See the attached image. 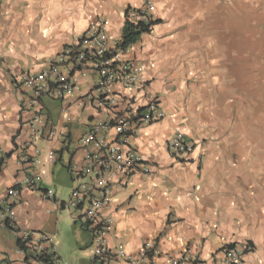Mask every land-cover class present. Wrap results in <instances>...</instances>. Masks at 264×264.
<instances>
[{"label": "crops", "instance_id": "crops-1", "mask_svg": "<svg viewBox=\"0 0 264 264\" xmlns=\"http://www.w3.org/2000/svg\"><path fill=\"white\" fill-rule=\"evenodd\" d=\"M146 1L0 0V203L15 211L12 224L0 222V264H45L19 244L25 232L47 235L56 262L92 264L89 229L80 212L63 205L74 186L71 167L85 165L79 139L109 115L85 99L91 78L68 99L43 96L35 103L21 78L41 72L98 20L106 21L109 45L117 46L125 12L141 10ZM148 1L150 19L158 23L129 46L144 67L142 86L115 91L133 108L155 99L164 117L129 139L151 175L110 177L104 214L115 231L108 247L122 244L138 256L152 242L149 264H171L167 256L179 259L184 247L188 260L179 264H225V247L248 245L244 264H264V104L249 96L251 86L264 92V74L250 79L251 59L264 61V0ZM251 31L263 32L262 51L251 52ZM39 114L45 122L33 139L29 126ZM61 128L64 141H49L48 132ZM175 130L194 144L189 155L167 152ZM33 174L41 178L34 187L17 186L16 198L7 195Z\"/></svg>", "mask_w": 264, "mask_h": 264}, {"label": "built area", "instance_id": "built-area-1", "mask_svg": "<svg viewBox=\"0 0 264 264\" xmlns=\"http://www.w3.org/2000/svg\"><path fill=\"white\" fill-rule=\"evenodd\" d=\"M151 10L152 5L147 0L139 14L130 11L128 18L131 22H147ZM143 70L144 67L130 56L129 47L122 49L118 45H109L106 21L98 20L84 32L78 42L64 47L41 72L21 78L22 85L31 93L34 103L43 96L56 100L68 99L79 91L81 80L91 78L92 87L85 99L93 104L96 111L109 115L105 120L95 121L79 139L78 146L84 152L85 165L80 170L76 166L71 167L74 186L68 201L63 205L69 212H80L83 224L89 229L92 237V264H149L153 257L152 242H146L138 256L128 255L122 244H118L114 249L109 248L108 240L115 227L112 217L104 214L111 203L110 177L118 176L124 180L139 174L148 178L152 172L151 166L129 146V139L138 129L162 120L164 113L153 98H150L143 108L138 109L133 108L129 101L121 100L115 91L116 88L126 92L138 90L142 86ZM44 119L45 116L39 114L29 126L33 139L41 137L37 126H41L45 122ZM65 121H69L68 118ZM47 138L49 141H64L65 129H51ZM166 149L170 156L177 158L192 153L194 144L179 130H175L166 142ZM55 155V150L51 149L48 153L50 163L55 159ZM40 180L37 174L27 176L21 183L8 190L7 195L16 198L19 193L17 186L32 188ZM45 198L52 200L53 196L47 193ZM14 221V209L1 202L0 222L12 224ZM20 245L38 257L50 256L48 249L51 248V241L43 233H22ZM235 245L223 249L225 264H244V254L250 248L248 245ZM184 249L183 253L186 255L188 250L186 247ZM185 255L179 259L167 256V260L171 264L187 262L188 257ZM52 264L62 263L52 259Z\"/></svg>", "mask_w": 264, "mask_h": 264}, {"label": "trees", "instance_id": "trees-1", "mask_svg": "<svg viewBox=\"0 0 264 264\" xmlns=\"http://www.w3.org/2000/svg\"><path fill=\"white\" fill-rule=\"evenodd\" d=\"M130 10L129 8L125 12V23L121 31V37L118 46L122 49L127 48L131 45L137 43L140 37L144 34H148L151 28L158 23L157 21H152L149 19L147 22L137 20L136 22H131L128 18ZM132 12L139 14V10H132ZM20 244V243H19ZM52 255L39 257L41 261L45 264H52Z\"/></svg>", "mask_w": 264, "mask_h": 264}, {"label": "rangeland", "instance_id": "rangeland-1", "mask_svg": "<svg viewBox=\"0 0 264 264\" xmlns=\"http://www.w3.org/2000/svg\"><path fill=\"white\" fill-rule=\"evenodd\" d=\"M262 33H260V34H262ZM260 34H258V35H260ZM258 35H255V32H253V31H251L250 35H249L250 49H251V52H254V53H257L258 51L263 50L262 47L257 45V42H258L257 40H258V38H260V36H258ZM262 68H263V71L258 72ZM250 69H251V73H250L251 81L253 79H257V76L255 77L253 75V72H257L258 75L262 74V76H263V74H264V61L254 60L252 58L250 61ZM260 88H261V86H257V87L251 86V88L249 90L250 101H252L254 104H264V92H262L260 90ZM262 116L264 118V114ZM62 196H63V200L65 201L67 199V195H65V193H64Z\"/></svg>", "mask_w": 264, "mask_h": 264}]
</instances>
